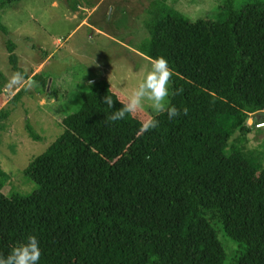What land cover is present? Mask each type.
<instances>
[{
    "label": "trees",
    "instance_id": "obj_1",
    "mask_svg": "<svg viewBox=\"0 0 264 264\" xmlns=\"http://www.w3.org/2000/svg\"><path fill=\"white\" fill-rule=\"evenodd\" d=\"M235 4L217 19H193L152 2L142 52L168 60L172 92L183 89L170 105L181 115L165 113L142 133L152 113L110 122L122 107L117 97H129L107 80L83 87L79 109L58 114L63 133L24 170L36 188L6 194L0 180V254L36 235L40 264H227L224 234L236 243L234 264H264L260 151L229 150L251 113L264 109V0ZM8 50L29 79L12 41ZM51 75H34V85L49 101L68 99V75ZM107 94L117 99L113 109L102 104ZM27 130L42 140L30 122Z\"/></svg>",
    "mask_w": 264,
    "mask_h": 264
},
{
    "label": "rangeland",
    "instance_id": "obj_2",
    "mask_svg": "<svg viewBox=\"0 0 264 264\" xmlns=\"http://www.w3.org/2000/svg\"><path fill=\"white\" fill-rule=\"evenodd\" d=\"M153 1L0 0V24L5 27H0V170L6 173L0 180L6 194H28L36 188L24 170L63 133L59 115L62 119L79 109L83 87L107 80L127 97L138 88L153 61L142 52L151 35L154 20L147 12ZM166 1L193 19H217L225 15L229 2ZM250 1L254 0H236L235 5ZM9 41L16 45L20 65L30 76L15 84L17 72L9 59ZM41 72L61 78L67 74L68 99L49 101L32 80ZM143 109L153 114L150 108ZM28 122L41 141L30 136ZM246 125L248 129L237 131L229 150L245 147L248 153L258 149L264 165V109L251 113ZM221 238L228 252L227 264H234L236 243L224 234Z\"/></svg>",
    "mask_w": 264,
    "mask_h": 264
},
{
    "label": "clouds",
    "instance_id": "obj_3",
    "mask_svg": "<svg viewBox=\"0 0 264 264\" xmlns=\"http://www.w3.org/2000/svg\"><path fill=\"white\" fill-rule=\"evenodd\" d=\"M176 75L170 67L165 57L155 58L151 62L150 70L144 76L143 81L127 100H120L122 107L113 111L106 119L110 122H118L128 117L136 115L145 107L153 112V117L141 121V132L146 133L159 127V116L167 114L169 120H173L181 115V111L176 106L169 104V97L179 94L183 89H177L175 93L171 91L172 78ZM23 79L22 73H17L13 83H18ZM114 94H107L103 97L102 104L108 108H114ZM185 107L183 113L187 114ZM42 249L40 241L36 235H29L26 241L14 247L11 252L4 256L0 254V264H40Z\"/></svg>",
    "mask_w": 264,
    "mask_h": 264
}]
</instances>
